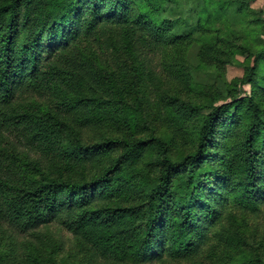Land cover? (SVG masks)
<instances>
[{"label":"trees","instance_id":"16d2710c","mask_svg":"<svg viewBox=\"0 0 264 264\" xmlns=\"http://www.w3.org/2000/svg\"><path fill=\"white\" fill-rule=\"evenodd\" d=\"M250 1L0 0V264H264Z\"/></svg>","mask_w":264,"mask_h":264},{"label":"rangeland","instance_id":"374dc122","mask_svg":"<svg viewBox=\"0 0 264 264\" xmlns=\"http://www.w3.org/2000/svg\"><path fill=\"white\" fill-rule=\"evenodd\" d=\"M249 4H250V7L255 9L256 11H261L262 15L264 17V0H251L249 2ZM111 51H112V49H109V51H108V59L112 61L113 58L117 59L118 55L117 54L113 55L114 53L112 54ZM239 58L242 59V57H239ZM121 59L124 60V61L126 60L127 63H129V61L127 59H125V56H121ZM111 65L114 66L116 64L114 62H112ZM242 73H243V70H242V68L240 66H238V65H229L227 67V71H226V78L228 80H231L234 77L241 76ZM245 89H246V91L248 93H250V85H246ZM52 223H54L56 230L59 229L58 230V234H56L60 238V240L58 242L61 243V241L63 239L64 240L71 239V235L66 230H63L62 228H60L59 227L60 224L57 221H52L51 224ZM43 230H47V229H43ZM44 232H46V231H43V233ZM66 245H67L66 246L67 247L66 250L64 252H62V253H59L58 256H57L58 264H80V261L74 259L71 256L72 253H71V250H69V243H67ZM179 264H189V263H186V262L183 263L182 262V263H179Z\"/></svg>","mask_w":264,"mask_h":264}]
</instances>
